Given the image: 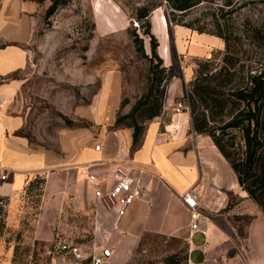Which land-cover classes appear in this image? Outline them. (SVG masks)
<instances>
[{"label": "rangeland", "instance_id": "374dc122", "mask_svg": "<svg viewBox=\"0 0 264 264\" xmlns=\"http://www.w3.org/2000/svg\"><path fill=\"white\" fill-rule=\"evenodd\" d=\"M64 1L65 5L46 18L50 0H0V49L15 47L23 50L35 73L28 84L30 89L26 90L24 85L19 95L20 113H25V122L14 134L25 137L34 147L51 152L57 151L61 135L79 134L82 142L90 143L93 149L99 146V152L110 156L116 150V132L130 129L127 122H119V118L130 113L147 86L149 63L136 51L132 33L142 38L147 55H150L149 39L131 17L132 8L145 0ZM161 1L162 7L153 12L161 11L165 16L164 32L155 38L158 47L160 44L162 49L166 45L170 54L167 64L162 60L169 70L166 93L172 83L182 85L186 95L197 62L210 57L212 51H222L223 42L214 36L169 23L164 0ZM112 10L116 13L112 14ZM229 10L238 32L242 31L245 20L264 26V0H237L235 9ZM210 11L212 9H204L203 5L178 20H199L196 25L209 29L211 26L205 13ZM241 42L249 60H240L238 64H244L246 72L247 67H256L259 53L247 38L242 37ZM156 63L153 59V64ZM214 63L218 64V61ZM7 65L8 55L0 51V66L6 68ZM21 71L12 77H24L25 70ZM183 101L184 98H178L173 110L181 111L185 107ZM161 114L162 111L159 116ZM151 120L136 118L142 127L141 135ZM187 132L194 133L191 126ZM227 137L238 152L243 144L238 132ZM137 146H131L129 152ZM36 176L26 184L18 200L10 202L2 198L0 264H93V256L82 253L94 240L93 208L78 211L67 202L55 223L53 240L47 242L33 237L43 187L42 175ZM245 223L243 219L240 226ZM73 249H77L79 258ZM169 257H172L170 264H186L185 242L147 235L136 249L133 264H167Z\"/></svg>", "mask_w": 264, "mask_h": 264}, {"label": "crops", "instance_id": "0c3cea01", "mask_svg": "<svg viewBox=\"0 0 264 264\" xmlns=\"http://www.w3.org/2000/svg\"><path fill=\"white\" fill-rule=\"evenodd\" d=\"M95 12L98 14L97 9ZM154 13L149 20L158 38L165 25ZM119 25L123 27L122 22ZM0 51L8 55L7 67L0 66V174H5V179H0V197L18 200L31 178L42 175L34 238L53 240L55 223L69 202L75 210L95 211L94 240L82 252L93 256V264H133L136 249L147 235L184 241L186 264H264V214L239 187L235 173L212 140L187 132L191 125L182 85L168 86L161 116L149 121L131 153V129L116 132V150L110 156L99 152V146L93 149L82 142L79 134L61 135L57 151L51 152L14 134L25 122L19 95L24 85L30 89L35 73L23 50L11 47ZM157 52L167 64L170 54L166 45L161 49L159 44ZM23 69L24 77H12ZM178 98H184L185 107L174 111ZM119 164L132 168L141 189V196L133 199L120 217V199L106 195ZM86 168L96 176L97 188L82 174ZM186 191L197 195L194 218L179 199ZM243 219L246 223L241 227Z\"/></svg>", "mask_w": 264, "mask_h": 264}, {"label": "trees", "instance_id": "16d2710c", "mask_svg": "<svg viewBox=\"0 0 264 264\" xmlns=\"http://www.w3.org/2000/svg\"><path fill=\"white\" fill-rule=\"evenodd\" d=\"M65 3L64 0H50L46 18ZM236 3L237 0H164L169 23L198 34L214 36L223 42L222 51H212L210 57L197 62L194 77L189 82L186 103L191 130L212 140L235 173L239 187L264 214V26L245 20L242 31L238 32L231 19L233 13L229 10L235 9ZM203 5L204 9H212L205 13L211 28L196 25L199 20H178ZM159 7H162L161 0H145L134 6L131 12V17L143 28V35L150 44V55H147L142 38L132 33L136 51L149 63L146 89L130 113L119 118V122H127V127L132 129V146L139 145L142 136V127L136 118L151 120L159 116L166 97L165 83L169 79V70L163 66L157 53L158 42L151 33L149 21L151 13ZM242 37L255 45L259 53L256 67L249 66L246 72L244 64H238L240 60H249L247 51L243 49ZM153 59L156 64H153ZM216 60L218 64L214 63ZM232 132L235 135L238 132L243 143L238 152L227 137ZM3 201L0 197V208ZM171 260L169 257L167 264Z\"/></svg>", "mask_w": 264, "mask_h": 264}, {"label": "built area", "instance_id": "2783aa9c", "mask_svg": "<svg viewBox=\"0 0 264 264\" xmlns=\"http://www.w3.org/2000/svg\"><path fill=\"white\" fill-rule=\"evenodd\" d=\"M181 105L179 104V107ZM98 148V147H96ZM82 174L86 177L87 181L98 187L96 176L86 168ZM0 179H5V174H0ZM113 184L110 190L106 193L107 197L111 200L120 199V208L118 211V217L122 215L126 207L132 202L133 199L141 196V189L137 183V180L133 176L132 168L130 166L119 164L115 166L112 173ZM99 195V191L97 192ZM181 203L190 211L191 216H196L197 209V195L191 191H186L179 196ZM77 249H73L76 257L79 255L76 253Z\"/></svg>", "mask_w": 264, "mask_h": 264}, {"label": "bare ground", "instance_id": "6f19581e", "mask_svg": "<svg viewBox=\"0 0 264 264\" xmlns=\"http://www.w3.org/2000/svg\"><path fill=\"white\" fill-rule=\"evenodd\" d=\"M98 9V8H97ZM156 11V10H155ZM157 12V11H156ZM154 17L155 18H158L159 19V21H162V23H163V27H164V25H165V20H164V16L163 15H161L160 13H154ZM167 26V25H166ZM158 31V30H157Z\"/></svg>", "mask_w": 264, "mask_h": 264}]
</instances>
